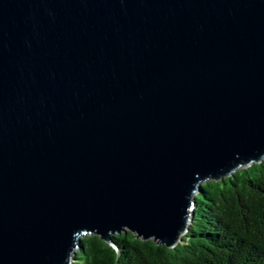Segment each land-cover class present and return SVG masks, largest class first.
<instances>
[{
	"label": "water",
	"instance_id": "1",
	"mask_svg": "<svg viewBox=\"0 0 264 264\" xmlns=\"http://www.w3.org/2000/svg\"><path fill=\"white\" fill-rule=\"evenodd\" d=\"M263 160L264 0H0V264L174 248Z\"/></svg>",
	"mask_w": 264,
	"mask_h": 264
},
{
	"label": "trees",
	"instance_id": "2",
	"mask_svg": "<svg viewBox=\"0 0 264 264\" xmlns=\"http://www.w3.org/2000/svg\"><path fill=\"white\" fill-rule=\"evenodd\" d=\"M188 231L174 248L115 234L83 237L73 264H264V160L203 183Z\"/></svg>",
	"mask_w": 264,
	"mask_h": 264
}]
</instances>
